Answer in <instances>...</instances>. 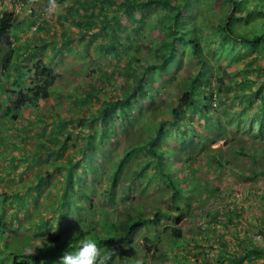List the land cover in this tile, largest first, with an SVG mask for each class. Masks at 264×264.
I'll return each mask as SVG.
<instances>
[{
  "label": "trees",
  "instance_id": "16d2710c",
  "mask_svg": "<svg viewBox=\"0 0 264 264\" xmlns=\"http://www.w3.org/2000/svg\"><path fill=\"white\" fill-rule=\"evenodd\" d=\"M206 1L223 12L216 19L212 13L206 15L216 23L208 36L201 25L206 18L196 20L206 10ZM73 2L82 46L100 38L94 48L108 57L106 64L124 60L125 65L114 66L100 74L99 82H88L68 93L72 106L81 109L78 115L59 119L36 115L22 120L35 135L26 123L15 127L19 143L36 145L38 160L31 165L38 163L39 169L25 179L21 189L0 188V264H58L69 244L74 250L88 238L96 241L102 254L111 253L106 264H117L122 255L147 264L141 259L158 252L161 241L158 234H144L137 250L136 233L145 226L163 219L174 223L160 230L170 236L171 246L188 242L186 235L197 242L193 230L198 234L211 230L195 224L194 218L210 197L220 195L207 177L209 171L219 176L230 170L246 178L250 176L244 167H248L250 174L264 179V63L258 61L264 55V0ZM20 12L0 14V51L6 43L0 66L3 73L9 67L17 72L10 88L6 85L9 76L7 80L0 77L3 127L20 123L25 109H38L58 78L41 57L32 67L30 80L23 82L20 56L11 42ZM152 13L155 20L147 21ZM70 40L65 36L64 45ZM37 41L36 49L43 45ZM183 52L195 67L175 84L176 70L171 72L170 67L178 68ZM252 52L256 56H249L242 68H226L229 61ZM224 58L226 64L216 63ZM100 81L110 86L108 93ZM171 84L175 91L167 90ZM92 98H96L95 105L88 103ZM224 116L229 117L230 126ZM195 117L203 120L201 132L194 127ZM243 119L250 133L236 135ZM22 130L27 132L22 134ZM216 139L223 141L218 146L208 144ZM244 157L251 164L245 161V166ZM28 170L23 165L18 177ZM132 188L136 192L130 197ZM148 192L154 197L152 202L140 200L138 195ZM88 202L92 208L85 214ZM220 208L236 226L231 209ZM217 209L212 214L209 210L208 216L216 217ZM240 238L243 246L233 252L221 248L215 263L241 260L258 250L249 238ZM126 247L130 250L124 254ZM174 258L177 261L180 256L174 253L160 264H175Z\"/></svg>",
  "mask_w": 264,
  "mask_h": 264
},
{
  "label": "rangeland",
  "instance_id": "374dc122",
  "mask_svg": "<svg viewBox=\"0 0 264 264\" xmlns=\"http://www.w3.org/2000/svg\"><path fill=\"white\" fill-rule=\"evenodd\" d=\"M74 2L73 0H29L24 3L23 10L17 14L16 32L12 34L11 42L18 50L16 53L17 56H20L19 65L20 70L24 73L23 82H28L30 80L32 67L41 57L55 72H57L58 78L55 81L54 87L50 90V94L44 101H41L38 109H25L20 117V123L17 120L12 123H6L3 127L4 123L1 121L2 106H0V130L2 129L0 132V188L4 187L10 189V187H16L21 189L25 186V179L30 178L31 174L33 175L34 171L39 169L38 163L31 165L38 160L37 157H35V153L37 152L36 145L25 147L23 143H19L20 139L15 133L16 126L19 127L20 124H25L28 119L30 120L36 115L53 119H59L64 115H68L69 117L78 115L81 109L78 108L79 110H77V107L72 106L73 99L68 93L73 92L77 86H85L88 82L91 84L96 83L101 73L110 72L114 66L121 68L125 65L124 60H120L118 63L109 62V64H106L108 62V57H105L101 52H97L94 48V46L100 42V38H95L92 45L88 44L86 48L82 46L83 40L81 39L78 41L79 34L77 33V25L73 20V18L77 16ZM203 6L206 10L202 11L201 14L199 13L196 16V20H205L206 18L205 22L207 24L202 22L201 25L202 33L208 36L211 31L210 27L212 28V24H216L212 18L214 16L215 19L217 17H222L223 12L220 9L216 10L211 2L206 1L203 3ZM208 13H212L213 17L207 18L206 15ZM153 16L154 13L148 16L147 21H149L150 18L154 21L155 19ZM32 20L38 22L33 23L31 22ZM36 25L38 27L40 26L41 29H36L38 28ZM146 26L150 28L149 24H146ZM65 36L70 38L71 42H65L66 44L64 45ZM37 39L42 40L41 42H43V45L38 46L36 49L33 46H35V43L39 42ZM60 44L63 45L57 48ZM5 50L6 43L3 44V49L0 51V54ZM95 54L98 55V57ZM252 55L256 56V52H252L241 60H231L228 62L227 59L224 58L223 60H217L216 63L219 62L220 65H224L228 62V64L225 65L226 68L230 71H235L236 68L245 66L247 63L246 59L249 56L254 57ZM258 61L264 63V55L258 58ZM97 63L100 64L97 65ZM173 65H175V63ZM194 67L187 52H183L178 68L174 69L173 66L170 67V71L173 72L176 70L175 74H177L173 82L176 84L180 76L192 74ZM2 71L3 68L0 66V77L6 79V76H9L6 85L10 88L11 79L17 75V72L11 67L6 68L4 73ZM165 77L166 75H164V78ZM119 78L121 77L119 76ZM100 83L105 84L104 89L108 93L111 89L110 86L106 81H100ZM175 88L176 86L173 84L167 86V90L171 92L175 91ZM163 97L165 96L163 95ZM227 100L230 101V99H226V102H228ZM88 103L90 105H95L96 98H92ZM228 105L232 106L230 103H228ZM192 119L195 129L201 132L203 120L199 121L196 117ZM222 119L229 125L228 116H224ZM232 123H235V120H233ZM49 125L47 126L48 128ZM25 126L29 127L30 124L26 123ZM29 128L30 130L28 131L32 135H35L33 129L31 127ZM249 130L251 129L247 120H240L236 135H247L250 133ZM26 132V130H22L20 133L23 134ZM45 137L44 135L42 139H45ZM262 138L264 140V134ZM111 139L113 140V136L110 140ZM222 141L223 139H216L208 144H210V146H218ZM208 142H210V140ZM203 151H201V154ZM74 152H76V150H74ZM242 161L245 163V166L246 162H250L251 164V160L248 157H244ZM23 165L26 169L29 168V170L19 178L17 172ZM30 166H32L31 169ZM244 170L247 174L249 173L248 176L250 177L244 178L237 176L230 170H226L219 176L214 175L213 172H208L207 177L210 179V183L217 187L220 195L215 194L210 197L211 199H209L208 203H204L203 207L199 208L201 209L200 212H202L199 214L200 216L198 215L194 218L195 224H201L205 229L209 227L213 230L215 227L216 230L214 231V235H212L213 232L211 230H205L206 233L207 231L210 233V238H207L205 232L198 234L193 230L191 234L195 237L197 242H192L189 236L186 235L185 238L188 239V242L183 241L176 246H171L170 236L167 235V232L160 230L163 229L164 226L170 224V226H173L174 223H170L168 219H163L157 224L145 226L136 233L134 243L136 244V249L139 251L143 244L142 242H144V234H158V239H160L158 242L161 241L159 242L160 245H158L161 247L158 252L155 254L149 252V255L144 256L141 260L147 262V264H160L161 261L168 262L175 253L180 256V259L177 261L174 258L175 264H188L187 260L189 262H199L202 264H264V179L250 174V169L248 167H244ZM135 192L136 190L132 188L129 192V196L132 197ZM138 197L145 202H152V198H154L149 192L148 194L144 193L142 196L138 195ZM94 202L96 201L93 200L92 203ZM91 206L90 202L86 204L84 208L85 214L91 211ZM222 206L231 209L235 220L238 221L236 226L228 222V219L225 218V215L222 213L223 209H217ZM215 209H217L220 215L217 213L216 217L208 216L207 212L210 213L211 211L210 214L215 213ZM225 210L226 209H224V211ZM78 220L79 219L76 218L74 221L76 222ZM187 230L188 229L185 228L184 233L187 232ZM240 237L249 238L251 241L250 245H255L258 250L250 251L249 256L241 260L236 259V261H234L231 260V258H227L220 263H215L216 254L221 248H227L226 250L228 252H233L243 246L240 245ZM220 240L223 242L221 243ZM129 250L130 247H126L124 249V254L128 253ZM136 260L137 259H133L130 256L127 257L122 255L119 257L117 264H136Z\"/></svg>",
  "mask_w": 264,
  "mask_h": 264
},
{
  "label": "clouds",
  "instance_id": "9594fccd",
  "mask_svg": "<svg viewBox=\"0 0 264 264\" xmlns=\"http://www.w3.org/2000/svg\"><path fill=\"white\" fill-rule=\"evenodd\" d=\"M111 253H101L94 239L83 240L78 247L73 250L72 245H68L58 264H106ZM137 264H140L137 261Z\"/></svg>",
  "mask_w": 264,
  "mask_h": 264
},
{
  "label": "built area",
  "instance_id": "2783aa9c",
  "mask_svg": "<svg viewBox=\"0 0 264 264\" xmlns=\"http://www.w3.org/2000/svg\"><path fill=\"white\" fill-rule=\"evenodd\" d=\"M24 8L22 0H0V14L2 11L19 12Z\"/></svg>",
  "mask_w": 264,
  "mask_h": 264
}]
</instances>
